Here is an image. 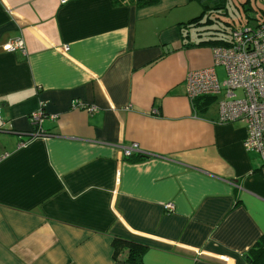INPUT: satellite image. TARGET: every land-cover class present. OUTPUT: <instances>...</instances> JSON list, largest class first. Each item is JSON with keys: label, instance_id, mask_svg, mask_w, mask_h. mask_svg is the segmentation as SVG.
Listing matches in <instances>:
<instances>
[{"label": "crops", "instance_id": "obj_1", "mask_svg": "<svg viewBox=\"0 0 264 264\" xmlns=\"http://www.w3.org/2000/svg\"><path fill=\"white\" fill-rule=\"evenodd\" d=\"M192 4L0 0V264H130L114 239L144 246L141 264H247L264 176L244 125L186 97L211 66L186 45Z\"/></svg>", "mask_w": 264, "mask_h": 264}, {"label": "built area", "instance_id": "obj_2", "mask_svg": "<svg viewBox=\"0 0 264 264\" xmlns=\"http://www.w3.org/2000/svg\"><path fill=\"white\" fill-rule=\"evenodd\" d=\"M69 1L58 0L60 5ZM22 48V43L17 41L5 45L3 50L13 52ZM64 50L67 51V47ZM217 66L224 69L222 81L215 72ZM184 84L186 97L192 105L198 99L211 98L217 101L219 123L244 125V149L258 155L260 173L264 176V22L255 27L244 26L234 30L230 46L212 48L211 66L189 71ZM75 106L88 112L95 111L94 107L80 103ZM42 120L41 112L31 115L30 122L38 129L33 136L41 135ZM4 125L2 122L1 127ZM122 155L130 158L133 155L143 156V153L136 144H131L122 150ZM164 209L172 211L173 207L166 204Z\"/></svg>", "mask_w": 264, "mask_h": 264}, {"label": "trees", "instance_id": "obj_3", "mask_svg": "<svg viewBox=\"0 0 264 264\" xmlns=\"http://www.w3.org/2000/svg\"><path fill=\"white\" fill-rule=\"evenodd\" d=\"M197 3L200 6V14L189 20L187 26L193 30L195 39L186 44L191 48H225L231 44V34L234 30L244 27V25H237L233 17L227 10L228 0H189ZM245 16L250 19L253 14L258 26L264 22V8L261 5H252L250 0H240ZM158 0H111L114 7H135L145 8L156 4ZM258 10H257V9ZM261 11L260 15L258 14ZM240 14V11H239ZM211 98H203L195 101L194 109L196 112H201L205 109L207 102ZM201 102V103H200ZM200 103V104H199ZM142 156L136 158H128L129 160H139ZM114 248V257L121 250L127 252L125 261L130 264H141L142 255L146 248L134 242L114 239L112 242ZM247 264H264V238L259 239L245 255Z\"/></svg>", "mask_w": 264, "mask_h": 264}, {"label": "rangeland", "instance_id": "obj_4", "mask_svg": "<svg viewBox=\"0 0 264 264\" xmlns=\"http://www.w3.org/2000/svg\"><path fill=\"white\" fill-rule=\"evenodd\" d=\"M192 5H193V7L197 8V14L193 17V18H195V17H197L200 14L201 9H200V6L197 3H195V2H193ZM252 5L255 7V5L253 3V0H252ZM260 7L264 8V4H262ZM227 10H228L229 14L233 17V19L235 20V22H236V24L238 26L242 24L244 26L255 27L257 25V21H256V19H254V17L257 16V15L253 14L252 15L253 17L248 19L245 16V12L243 10V6L241 5V1L240 0H228ZM239 11H240V14H239ZM260 13H261V11H259L258 14L260 15ZM193 37H194V33H193ZM208 51H209V49H208ZM210 53H211V49H210ZM215 72L217 74V77H218L219 81H222L223 78H224V69H223V67H221V66L215 67ZM237 94H240V92H237ZM215 106H216L215 102H212V104L210 105L208 110L209 111H213Z\"/></svg>", "mask_w": 264, "mask_h": 264}]
</instances>
